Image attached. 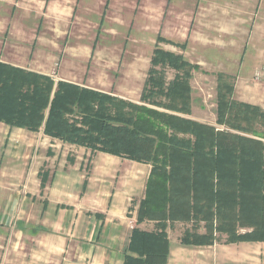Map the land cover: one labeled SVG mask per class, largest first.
Wrapping results in <instances>:
<instances>
[{
    "label": "trees",
    "instance_id": "16d2710c",
    "mask_svg": "<svg viewBox=\"0 0 264 264\" xmlns=\"http://www.w3.org/2000/svg\"><path fill=\"white\" fill-rule=\"evenodd\" d=\"M164 38L158 36V41ZM142 99L190 112L191 71L197 65L156 45ZM161 67L162 70L157 69ZM167 67L178 71L167 84ZM218 75V123L252 132L264 126V108L235 100V85ZM164 96L166 102L159 97ZM0 122L40 131L63 142L151 164L125 264H167L169 222H193L181 242L209 245L215 232L227 241H264V141L129 102L0 61ZM264 137V132L263 135ZM48 174L42 175V185ZM204 222L205 233L194 223ZM199 226V225H197ZM238 228L251 231L239 232Z\"/></svg>",
    "mask_w": 264,
    "mask_h": 264
},
{
    "label": "rangeland",
    "instance_id": "374dc122",
    "mask_svg": "<svg viewBox=\"0 0 264 264\" xmlns=\"http://www.w3.org/2000/svg\"><path fill=\"white\" fill-rule=\"evenodd\" d=\"M159 35L164 40L158 41ZM156 45L197 65L189 80V113L142 99ZM0 58L50 75L56 83L73 82L264 141L260 121L252 132L217 121L220 73L235 85V100L264 108V0H0ZM163 72L167 84L178 73L170 67ZM4 124L0 152L9 126ZM40 151L45 154L47 145ZM128 169L122 164L121 175L131 179ZM138 201H132L133 208ZM147 222L146 228L153 229Z\"/></svg>",
    "mask_w": 264,
    "mask_h": 264
},
{
    "label": "crops",
    "instance_id": "0c3cea01",
    "mask_svg": "<svg viewBox=\"0 0 264 264\" xmlns=\"http://www.w3.org/2000/svg\"><path fill=\"white\" fill-rule=\"evenodd\" d=\"M7 127L0 152V264H125L133 228H156L155 221L153 229L137 223L150 164L63 143L42 130ZM122 164L131 166V179L121 175ZM168 224L167 264H264V241L230 242L215 232L212 244L187 246L181 237L192 222ZM203 224L199 233L206 232Z\"/></svg>",
    "mask_w": 264,
    "mask_h": 264
}]
</instances>
